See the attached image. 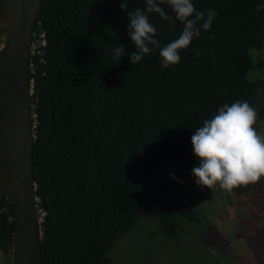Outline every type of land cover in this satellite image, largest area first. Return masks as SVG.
I'll list each match as a JSON object with an SVG mask.
<instances>
[{"label": "trees", "instance_id": "obj_1", "mask_svg": "<svg viewBox=\"0 0 264 264\" xmlns=\"http://www.w3.org/2000/svg\"><path fill=\"white\" fill-rule=\"evenodd\" d=\"M124 2L128 11H146V0ZM192 2L217 15L180 51L178 64L162 68L159 49L130 63L136 49L121 0H43L30 55L43 264H112L116 239L140 216L157 217L160 233L177 240L179 219L197 224L202 217L182 178L159 179L155 191V159L190 151L194 131L225 103L247 101L264 123V0ZM160 6L175 20L170 6ZM148 15L161 47L178 38V20ZM116 47L125 48L120 61ZM12 216L3 199L0 264H12Z\"/></svg>", "mask_w": 264, "mask_h": 264}, {"label": "rangeland", "instance_id": "obj_2", "mask_svg": "<svg viewBox=\"0 0 264 264\" xmlns=\"http://www.w3.org/2000/svg\"><path fill=\"white\" fill-rule=\"evenodd\" d=\"M256 128L264 134L260 118ZM198 166L192 149L176 158L159 156L151 182L159 192V179L182 178L202 221L192 224L179 219L181 229L175 240L160 233L157 217L140 216L116 239L112 264H264V179L246 193L229 195L219 187L213 191L197 186L192 169Z\"/></svg>", "mask_w": 264, "mask_h": 264}, {"label": "clouds", "instance_id": "obj_3", "mask_svg": "<svg viewBox=\"0 0 264 264\" xmlns=\"http://www.w3.org/2000/svg\"><path fill=\"white\" fill-rule=\"evenodd\" d=\"M165 3L175 13V20L161 8L160 4ZM120 7L127 12L128 36L136 49L130 55V63L134 65L159 49L162 68L178 64L180 51L200 36L201 29L209 31L217 15L214 9H209L206 15L198 11L192 0H159V3L146 0V11L140 8L128 11L127 3L121 0ZM149 13H158L173 25L177 20L183 24L178 38L161 47ZM113 51L118 61L126 54L124 47H116ZM257 121V110L247 101L239 100L231 105L223 104L212 118L203 121L191 138L193 155L199 161V166L192 169L197 186L213 191L219 187L232 195L235 189L264 179V134L257 130ZM172 178L176 180L175 176Z\"/></svg>", "mask_w": 264, "mask_h": 264}, {"label": "water", "instance_id": "obj_4", "mask_svg": "<svg viewBox=\"0 0 264 264\" xmlns=\"http://www.w3.org/2000/svg\"><path fill=\"white\" fill-rule=\"evenodd\" d=\"M42 2L0 0V202L12 203V264H43L30 99V55Z\"/></svg>", "mask_w": 264, "mask_h": 264}]
</instances>
